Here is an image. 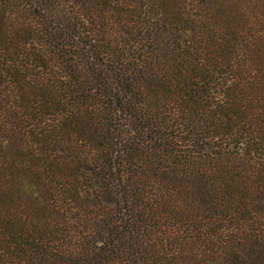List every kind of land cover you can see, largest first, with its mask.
Wrapping results in <instances>:
<instances>
[{
	"label": "trees",
	"instance_id": "1",
	"mask_svg": "<svg viewBox=\"0 0 264 264\" xmlns=\"http://www.w3.org/2000/svg\"><path fill=\"white\" fill-rule=\"evenodd\" d=\"M0 264H264V0H0Z\"/></svg>",
	"mask_w": 264,
	"mask_h": 264
}]
</instances>
